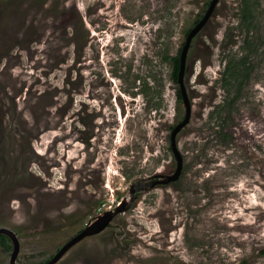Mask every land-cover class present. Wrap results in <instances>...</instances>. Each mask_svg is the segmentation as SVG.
I'll return each mask as SVG.
<instances>
[{
  "label": "rangeland",
  "instance_id": "1",
  "mask_svg": "<svg viewBox=\"0 0 264 264\" xmlns=\"http://www.w3.org/2000/svg\"><path fill=\"white\" fill-rule=\"evenodd\" d=\"M210 1L0 0V225L36 261L126 199L55 264H264V0H217L192 38L164 181L163 56Z\"/></svg>",
  "mask_w": 264,
  "mask_h": 264
},
{
  "label": "water",
  "instance_id": "2",
  "mask_svg": "<svg viewBox=\"0 0 264 264\" xmlns=\"http://www.w3.org/2000/svg\"><path fill=\"white\" fill-rule=\"evenodd\" d=\"M217 0H211L210 4L202 16V18L195 24L193 28L189 30L187 33L184 43L182 47L180 48V53H179V70L177 73V82L179 84V91L181 94L182 101L185 104V114L180 122H178L174 128L171 131L170 134V142H171V148L174 152V155L176 157V168L173 172L172 175L165 176L164 181H170V180H175L178 175L180 174V170L182 168V157L180 153L177 150L176 147V142H175V136L178 130H180L183 126L186 125V123L189 120L190 116V101L186 92V88L184 85V72L186 68V58H187V52L191 43L192 38L194 35L198 32V30L202 27V25L206 22V20L210 17L211 11L216 4ZM132 193V191H131ZM126 199L122 200L120 204H118L113 210H107L102 212L101 214H98L95 216V219L90 222L88 225H86L78 234L70 238L68 241H66L52 256V258L47 261L44 264H55L65 253L67 250H69L73 245L78 243L80 240H82L85 237H88L90 235L99 233L109 222L111 217L122 210H124L126 206ZM0 233L6 234L9 237H11L14 241V251L12 253V258H11V264L14 263V258L18 250V242L16 240V237L12 230L6 227H0Z\"/></svg>",
  "mask_w": 264,
  "mask_h": 264
},
{
  "label": "flooded vegetation",
  "instance_id": "3",
  "mask_svg": "<svg viewBox=\"0 0 264 264\" xmlns=\"http://www.w3.org/2000/svg\"><path fill=\"white\" fill-rule=\"evenodd\" d=\"M0 227H6L9 228L7 225H0ZM10 229V228H9ZM12 230V232L14 233L16 240L18 242V250L17 253L15 255L14 258V263L13 264H44L47 261H49L52 256H50V258L48 257L47 259L43 260V261H36V258L39 257V253L34 252V253H30L27 252L24 247L23 244L20 243L19 237L16 233L15 230ZM3 251L6 255V253H8V259H6V257L0 261V264H11V258H12V253L14 251V241L11 237H9L6 234L0 233V251ZM35 254H37L35 256Z\"/></svg>",
  "mask_w": 264,
  "mask_h": 264
},
{
  "label": "trees",
  "instance_id": "4",
  "mask_svg": "<svg viewBox=\"0 0 264 264\" xmlns=\"http://www.w3.org/2000/svg\"><path fill=\"white\" fill-rule=\"evenodd\" d=\"M179 53H180V49H179L178 53L175 56H167V55L163 56V59L165 61H167L168 65L170 66V77H171V80L174 83H176V84H177V73H178V70H179ZM176 95H177V98L182 101L181 94H180V91H179L178 88L176 90Z\"/></svg>",
  "mask_w": 264,
  "mask_h": 264
}]
</instances>
